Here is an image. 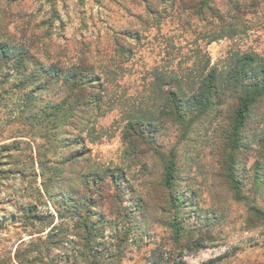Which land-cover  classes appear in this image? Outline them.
Wrapping results in <instances>:
<instances>
[{
  "label": "rangeland",
  "instance_id": "374dc122",
  "mask_svg": "<svg viewBox=\"0 0 264 264\" xmlns=\"http://www.w3.org/2000/svg\"><path fill=\"white\" fill-rule=\"evenodd\" d=\"M186 2L0 0V39L33 41L62 70L83 60L107 72L98 107L66 100L34 132L16 118L26 127L0 164V264H264V95L235 145L230 99L181 121L159 108L176 73L194 88L231 53L264 56V0H208L203 15ZM139 115L134 143L124 126Z\"/></svg>",
  "mask_w": 264,
  "mask_h": 264
},
{
  "label": "trees",
  "instance_id": "16d2710c",
  "mask_svg": "<svg viewBox=\"0 0 264 264\" xmlns=\"http://www.w3.org/2000/svg\"><path fill=\"white\" fill-rule=\"evenodd\" d=\"M207 2L208 0H188L187 4H182L181 7L188 9L190 13H196L197 10L203 15L204 5L211 12ZM146 7L149 11V4H146ZM155 12L159 11L156 9ZM120 36L125 37L127 33L122 32ZM139 37L137 32L135 38ZM33 43L32 41L25 45L0 39V164L4 159H8L10 151L20 148L22 140L17 137L24 136L23 129L26 126L24 123L20 128L15 126L19 115H24L26 120L30 121L27 124L30 129L35 126L34 132L41 129L40 127L43 128L42 124L46 120H55L60 112H66L67 108H64L66 100L82 103V99L87 97L88 104L99 106L100 94L97 93L103 91L102 74H107L105 70L98 74L94 66L83 60L70 70H62L58 68L57 63H47L35 55L31 51ZM132 52L131 50L129 58ZM226 60L225 66L211 65L199 75L197 79L200 84L194 88L184 86L181 82L191 81L190 77L182 72L176 73L177 75L172 78L175 79V86L161 91L164 101L159 108L181 121L191 114L205 115L218 108L217 111H220L224 104L228 105L227 100L230 99L234 105L230 111L232 134L230 132L228 141L235 145L239 141L245 113L258 97L264 95V56L255 51L245 50L231 53ZM154 75L157 80L163 79L161 73ZM45 89H56L54 93L56 100L52 97L47 99L38 97L37 91ZM146 121L148 120L141 115L128 118L124 127L126 132L132 135L134 143L143 139L142 125ZM150 123L152 122L149 121ZM222 133L226 134L223 128ZM172 172L169 165L165 175L167 185L173 182ZM252 210L261 211L258 208ZM178 264L183 263L179 261Z\"/></svg>",
  "mask_w": 264,
  "mask_h": 264
}]
</instances>
